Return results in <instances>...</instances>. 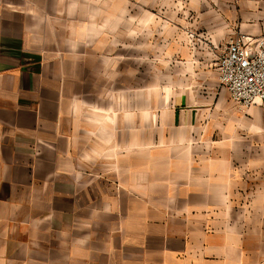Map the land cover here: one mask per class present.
I'll list each match as a JSON object with an SVG mask.
<instances>
[{"label":"crops","instance_id":"crops-1","mask_svg":"<svg viewBox=\"0 0 264 264\" xmlns=\"http://www.w3.org/2000/svg\"><path fill=\"white\" fill-rule=\"evenodd\" d=\"M82 11L0 0V264H264L259 229L214 212L245 175L264 189L251 176L264 168V109L241 108L218 79L230 41L264 35V9L187 38L205 102L190 87L171 119H146L143 97L140 119L93 103L92 73L113 65L105 47L83 48L97 38H82ZM249 197L264 203V191Z\"/></svg>","mask_w":264,"mask_h":264},{"label":"rangeland","instance_id":"rangeland-1","mask_svg":"<svg viewBox=\"0 0 264 264\" xmlns=\"http://www.w3.org/2000/svg\"><path fill=\"white\" fill-rule=\"evenodd\" d=\"M82 6V38H97L93 45V40L86 39L83 48L105 47L98 50V57H107L109 66L113 65L99 69L97 80L92 73L91 82L97 87L91 92L93 103L107 109L112 117L108 119H140L143 97L146 119H171L175 104L170 99L182 95L186 99L190 87L195 98L205 102V83L189 72L187 38L205 37L207 29L216 30L222 22L226 31L235 29L239 13L264 9V0H82ZM94 8L97 17H88ZM88 19L97 20L96 27H85ZM69 31L73 34V29ZM203 69V65L196 68L198 75ZM254 174L255 179L264 180V168ZM257 191L264 189H256L254 179L245 175L236 188V201L220 208L214 205V212H224L226 220L242 226L252 224L264 240V203L249 197Z\"/></svg>","mask_w":264,"mask_h":264},{"label":"built area","instance_id":"built-area-1","mask_svg":"<svg viewBox=\"0 0 264 264\" xmlns=\"http://www.w3.org/2000/svg\"><path fill=\"white\" fill-rule=\"evenodd\" d=\"M218 79L243 109H264V35H239L230 41L218 59Z\"/></svg>","mask_w":264,"mask_h":264}]
</instances>
